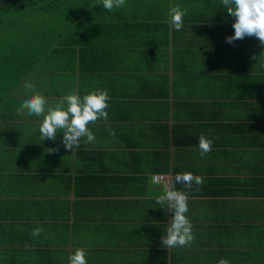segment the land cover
Segmentation results:
<instances>
[{"label":"crops","instance_id":"1","mask_svg":"<svg viewBox=\"0 0 264 264\" xmlns=\"http://www.w3.org/2000/svg\"><path fill=\"white\" fill-rule=\"evenodd\" d=\"M174 6L186 11L179 31ZM233 23L222 0H126L111 12L67 0L0 25V264H69L78 248L88 264H264V46L227 43ZM94 90L111 97L108 120L72 152L63 132L41 139L43 115L17 111L35 94L47 114ZM201 134L213 141L205 156ZM186 172L203 184H175ZM172 185L189 197L187 247L162 245L173 213L156 197Z\"/></svg>","mask_w":264,"mask_h":264},{"label":"clouds","instance_id":"2","mask_svg":"<svg viewBox=\"0 0 264 264\" xmlns=\"http://www.w3.org/2000/svg\"><path fill=\"white\" fill-rule=\"evenodd\" d=\"M103 9L111 12L114 9L124 7L126 0H101ZM227 13L235 18L234 36L226 38L227 43H233L236 40H243L245 37H256L261 46H264V0H222ZM170 28L179 31L183 27V17L186 11L181 10L179 6H174L168 13ZM159 51V50H158ZM157 51V52H158ZM252 59H256L255 56ZM25 88L31 90L35 88L34 83H26ZM109 93L106 90H94L90 94L81 98L76 94L65 95L61 102L55 108L49 107L45 114L47 100L44 96L35 94L25 99L18 112H27L29 116H44L40 125L39 132L41 139H57V134L63 132V144L71 152L80 147V142L86 138L88 143L95 141L94 133L89 129L90 123L98 120H108L110 100ZM67 104L64 110L63 105ZM111 136H115L114 131H110ZM213 141L206 138L205 135L199 136V150L201 156H205L212 151ZM54 149H48L47 152H53ZM175 184H181L191 189L192 185L201 186L203 178L190 172L177 173ZM188 193L175 189V185L169 187L165 193L156 197V203L166 205L169 211L173 213L171 221L166 228V235L162 236V245L167 248L190 246L195 237L193 235L192 224L188 216ZM44 233L42 227L34 228L31 232L33 237H39ZM47 238V236L45 237ZM87 253L84 249H76L69 257V264H88ZM217 264H230L228 259L221 258Z\"/></svg>","mask_w":264,"mask_h":264},{"label":"trees","instance_id":"3","mask_svg":"<svg viewBox=\"0 0 264 264\" xmlns=\"http://www.w3.org/2000/svg\"><path fill=\"white\" fill-rule=\"evenodd\" d=\"M61 1L67 0H0V25H3L11 14L28 9L50 12L57 8Z\"/></svg>","mask_w":264,"mask_h":264},{"label":"built area","instance_id":"4","mask_svg":"<svg viewBox=\"0 0 264 264\" xmlns=\"http://www.w3.org/2000/svg\"><path fill=\"white\" fill-rule=\"evenodd\" d=\"M152 180L155 183H162L165 187L169 185V179L166 175H153Z\"/></svg>","mask_w":264,"mask_h":264}]
</instances>
